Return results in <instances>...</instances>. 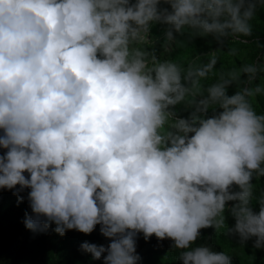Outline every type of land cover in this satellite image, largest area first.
Listing matches in <instances>:
<instances>
[{"label": "clouds", "instance_id": "obj_1", "mask_svg": "<svg viewBox=\"0 0 264 264\" xmlns=\"http://www.w3.org/2000/svg\"><path fill=\"white\" fill-rule=\"evenodd\" d=\"M258 6L0 0V188L30 189L25 227L56 225L65 238L101 225L79 247L107 253L104 264H138L150 247L178 264H230L226 236L264 247V194L251 206L253 176H264V115L252 102L264 65L216 72L219 49L180 63L149 48L153 23L167 26L165 49L175 33L245 43Z\"/></svg>", "mask_w": 264, "mask_h": 264}, {"label": "trees", "instance_id": "obj_2", "mask_svg": "<svg viewBox=\"0 0 264 264\" xmlns=\"http://www.w3.org/2000/svg\"><path fill=\"white\" fill-rule=\"evenodd\" d=\"M167 6V5H163ZM165 25L153 23L150 28V34L155 37L154 43L149 48L154 49L158 58L164 60H173L180 63H186L192 56H201L207 59V54L220 50L221 59L217 62L214 71L218 72L222 67H231L233 64L239 67L245 60L252 62L260 60L264 65V7L258 6L255 18L253 20L252 35L241 37L245 43H236L232 45L231 38H227L223 43L218 42L212 36L194 37L189 40L187 33L180 35L175 33L176 42L169 48L165 49ZM184 44V47L180 46ZM231 47L237 48L236 56L228 55ZM243 78V77H242ZM215 82L213 77L204 81L206 85ZM264 87V71H262L257 80L254 82ZM238 90L234 84L228 88V94L233 95ZM253 108L258 115H264V92L253 97ZM185 118L188 117L190 109H186L183 103L178 104L174 108ZM216 111H220L219 108ZM213 114V110L209 109L208 116ZM7 149L0 148V155H4ZM29 177L27 172L24 173ZM253 200L251 206L254 211H259L258 198L264 194V176H253ZM238 187V186H235ZM20 188L19 185L14 189L0 188V264H104V255L100 259H94L90 252L79 247V243L85 242L93 237V233L99 231L101 225H96L90 234L76 231L75 235L64 234L62 237L55 232L56 225H50L46 231H32L25 227L26 214L32 211L28 194L29 188H25L14 194ZM16 199H13L15 198ZM20 197L23 199L21 200ZM34 216V214H32ZM43 219V218H42ZM19 220V222H17ZM72 229L70 231H73ZM253 243L255 237L251 238ZM168 243L169 239H164ZM102 243V240L99 244ZM101 246V245H100ZM104 246V245H103ZM226 251L235 256V260L230 258V264H264V250L262 248H252L250 244L242 247L234 240L226 236ZM146 258H141L138 264H178L175 257L168 252V249L160 250L150 247L148 253L142 254Z\"/></svg>", "mask_w": 264, "mask_h": 264}, {"label": "rangeland", "instance_id": "obj_3", "mask_svg": "<svg viewBox=\"0 0 264 264\" xmlns=\"http://www.w3.org/2000/svg\"><path fill=\"white\" fill-rule=\"evenodd\" d=\"M0 134H1V135L3 134V130H2V129H0ZM13 199H16V197L13 198ZM32 214H34V213H32V211H31V212L29 213V216H32ZM17 222H19V220H18ZM65 233H66V234H69V235H75L76 230H73V231L66 230ZM249 241H250L251 245L253 246L252 248L256 249V247H254V243H253V241H252L251 238L249 239ZM262 250H264V248H263Z\"/></svg>", "mask_w": 264, "mask_h": 264}]
</instances>
